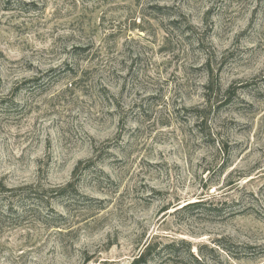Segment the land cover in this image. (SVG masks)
<instances>
[{"label":"rangeland","instance_id":"1","mask_svg":"<svg viewBox=\"0 0 264 264\" xmlns=\"http://www.w3.org/2000/svg\"><path fill=\"white\" fill-rule=\"evenodd\" d=\"M150 243L264 264V0H0V264Z\"/></svg>","mask_w":264,"mask_h":264},{"label":"trees","instance_id":"2","mask_svg":"<svg viewBox=\"0 0 264 264\" xmlns=\"http://www.w3.org/2000/svg\"><path fill=\"white\" fill-rule=\"evenodd\" d=\"M234 89H235V87L233 86V87H231V89L229 90V95L232 93V92H234ZM231 101V100H230ZM229 103V102H228ZM70 188H74V186L72 185V184H69L68 185ZM68 189H62L61 191L62 192H66ZM199 204V203H198ZM198 204H196V205H194V206H190V208H192V207H197V206H199ZM187 244V243H186ZM159 245H161V244H159V243H150L149 245H147L146 247H145V249L143 250V252L137 257V258H135L134 260H133V262L132 263H130V264H151V261H152V255H153V253H155L156 251H157V249H158V247H159ZM176 245H178L177 243H173V244H170V245H167V246H165V248H172V247H174V246H176ZM187 246H189L190 247V244H187ZM189 253L191 254V250L189 249ZM192 255V254H191ZM192 257H194L193 255H192Z\"/></svg>","mask_w":264,"mask_h":264}]
</instances>
